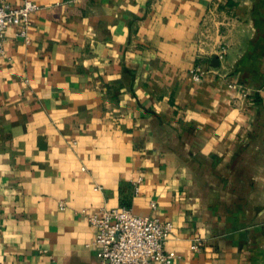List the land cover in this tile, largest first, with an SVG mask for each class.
Instances as JSON below:
<instances>
[{
    "label": "crops",
    "instance_id": "0c3cea01",
    "mask_svg": "<svg viewBox=\"0 0 264 264\" xmlns=\"http://www.w3.org/2000/svg\"><path fill=\"white\" fill-rule=\"evenodd\" d=\"M31 1L0 53V264H99L104 206L171 221V264H264V0Z\"/></svg>",
    "mask_w": 264,
    "mask_h": 264
},
{
    "label": "built area",
    "instance_id": "2783aa9c",
    "mask_svg": "<svg viewBox=\"0 0 264 264\" xmlns=\"http://www.w3.org/2000/svg\"><path fill=\"white\" fill-rule=\"evenodd\" d=\"M38 8L31 0L22 5L10 4L0 0V53L4 54V41L9 26L15 27V34L26 42L30 41L29 28L32 13ZM225 48L219 50V57L225 54ZM205 69L196 65L193 78L197 81L204 76ZM233 86V84H229ZM247 96L246 91H242ZM138 178L134 187L138 190ZM98 188V187H96ZM154 205V204H153ZM88 221L96 228L93 244L98 246L99 264H152L160 262L171 264L174 255L166 250L165 243L172 231V223L154 215H142L132 212L129 206L101 207L93 213H87ZM200 239L196 238L191 248L198 250Z\"/></svg>",
    "mask_w": 264,
    "mask_h": 264
},
{
    "label": "water",
    "instance_id": "95a60500",
    "mask_svg": "<svg viewBox=\"0 0 264 264\" xmlns=\"http://www.w3.org/2000/svg\"><path fill=\"white\" fill-rule=\"evenodd\" d=\"M213 59H214V60H217V57L215 56ZM215 64H216V63H215Z\"/></svg>",
    "mask_w": 264,
    "mask_h": 264
}]
</instances>
